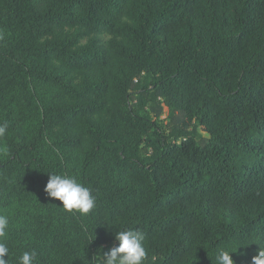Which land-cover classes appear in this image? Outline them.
<instances>
[{
	"label": "trees",
	"instance_id": "16d2710c",
	"mask_svg": "<svg viewBox=\"0 0 264 264\" xmlns=\"http://www.w3.org/2000/svg\"><path fill=\"white\" fill-rule=\"evenodd\" d=\"M0 123L9 264H100L127 229L143 264L264 248V0H0Z\"/></svg>",
	"mask_w": 264,
	"mask_h": 264
},
{
	"label": "clouds",
	"instance_id": "9594fccd",
	"mask_svg": "<svg viewBox=\"0 0 264 264\" xmlns=\"http://www.w3.org/2000/svg\"><path fill=\"white\" fill-rule=\"evenodd\" d=\"M7 124L0 123V137L7 132ZM48 179L44 186L47 197L55 198L60 202V207L69 213H77L81 216L87 215L96 204V197L90 188L85 187L73 176L47 172ZM9 218L0 214V264H9L8 257L10 248L6 243L8 238ZM144 234L132 229L115 232V239L118 241L116 247L111 248L99 257L94 253L92 259H98L100 264H143L146 258V249L143 246ZM93 239L90 240V242ZM89 242V243H90ZM88 243V244H89ZM230 251L220 248L215 253L216 264H235ZM7 257V259H5ZM37 252L23 251L17 257V264H36ZM252 264H264V248L259 246L257 254L251 258Z\"/></svg>",
	"mask_w": 264,
	"mask_h": 264
},
{
	"label": "rangeland",
	"instance_id": "374dc122",
	"mask_svg": "<svg viewBox=\"0 0 264 264\" xmlns=\"http://www.w3.org/2000/svg\"><path fill=\"white\" fill-rule=\"evenodd\" d=\"M167 107L166 106H163V112H162V114H161V119H162V121L164 122V123H166L167 122ZM201 133L203 134V135H207L206 133H204L203 131H201Z\"/></svg>",
	"mask_w": 264,
	"mask_h": 264
}]
</instances>
